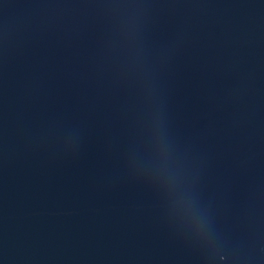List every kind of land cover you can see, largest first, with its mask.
Wrapping results in <instances>:
<instances>
[{
    "label": "water",
    "instance_id": "95a60500",
    "mask_svg": "<svg viewBox=\"0 0 264 264\" xmlns=\"http://www.w3.org/2000/svg\"><path fill=\"white\" fill-rule=\"evenodd\" d=\"M0 264H264V0H0Z\"/></svg>",
    "mask_w": 264,
    "mask_h": 264
}]
</instances>
